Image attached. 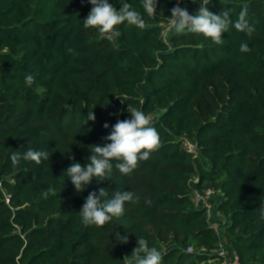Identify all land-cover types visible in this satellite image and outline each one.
Segmentation results:
<instances>
[{
	"label": "trees",
	"instance_id": "obj_1",
	"mask_svg": "<svg viewBox=\"0 0 264 264\" xmlns=\"http://www.w3.org/2000/svg\"><path fill=\"white\" fill-rule=\"evenodd\" d=\"M122 2L109 0L117 11ZM126 2L146 27L119 25L110 41L83 26L88 0H0V264H127L138 238L161 251V264H216L221 241L239 264H264V0L206 3L229 12L220 44L174 30L164 37L171 9L187 0H158L155 19L141 0ZM242 11L251 35L234 27ZM128 108L151 116L158 148L129 175L113 161L109 180L78 193L67 168L110 143ZM28 148L49 160L13 166L11 154ZM100 188L104 199L131 191L135 202L103 227L85 226L79 212ZM195 189L218 191L219 233L191 200Z\"/></svg>",
	"mask_w": 264,
	"mask_h": 264
},
{
	"label": "clouds",
	"instance_id": "obj_2",
	"mask_svg": "<svg viewBox=\"0 0 264 264\" xmlns=\"http://www.w3.org/2000/svg\"><path fill=\"white\" fill-rule=\"evenodd\" d=\"M92 5L89 14L83 20L85 28H94L110 41L120 35L117 31L119 25L127 23L138 28H145L146 21L143 15L135 10L126 0L117 9L109 3V0H88ZM158 0H141L144 12L149 18H156V8ZM246 11H242L240 18L235 22L234 27L239 31H244L251 35L254 29L247 23ZM170 23L177 34L197 33L205 38L211 39L214 43H222V33L227 32L229 24V12L222 11L220 14H213L202 0V5L196 15H191L185 8H181L179 3L171 9ZM242 51H250L247 44L241 45ZM25 84L31 86L34 77L27 75ZM131 119L118 120L112 126L111 133L105 137L110 143L103 145H93L88 163L82 165L73 162L66 170V173L75 190L83 192L92 183L93 178L104 181L109 180L113 171V161H116L115 168L124 175L131 174L140 161L147 160L150 154L159 146V134L152 126V118L142 110L128 108ZM87 120L95 121L93 112H88ZM108 128L107 123L104 124ZM47 151H37L28 148L21 153L15 151L11 154L12 165L16 166L21 159L32 161L36 164L42 160H49ZM46 196L47 193H44ZM107 196L105 188H100L97 194L92 191L85 198L82 210L79 212L81 221L85 226L103 227L113 218L119 219L124 214L126 202H135V194L131 191H117L111 199H104ZM119 243H127V236L116 234ZM162 253L156 247H149L148 241L138 238L137 246L134 248L131 259L127 264H161Z\"/></svg>",
	"mask_w": 264,
	"mask_h": 264
},
{
	"label": "built area",
	"instance_id": "obj_3",
	"mask_svg": "<svg viewBox=\"0 0 264 264\" xmlns=\"http://www.w3.org/2000/svg\"><path fill=\"white\" fill-rule=\"evenodd\" d=\"M187 1H201L202 0H187ZM211 0H204V3H208ZM181 8H183V3L181 2L179 4ZM174 29L172 28V25L170 22L163 24V32L165 38L168 37L170 33H173ZM183 147L185 150L190 152L191 154H194L195 157H198L199 148L198 146L190 141L189 139H183ZM194 182H198V179L195 178ZM218 194V191L214 189H204L202 191L195 189L192 193L191 200L194 202L196 206L203 207L207 209L208 218L210 219L211 227L217 232H220L221 224L223 223V216H221L220 212L215 209V206L212 202V198L216 197ZM195 250L193 248H189L188 252H194ZM204 251V250H203ZM218 253L222 259L218 261L216 264H239L240 263V256L235 250L229 251L225 241H221L219 243V249Z\"/></svg>",
	"mask_w": 264,
	"mask_h": 264
},
{
	"label": "crops",
	"instance_id": "obj_4",
	"mask_svg": "<svg viewBox=\"0 0 264 264\" xmlns=\"http://www.w3.org/2000/svg\"><path fill=\"white\" fill-rule=\"evenodd\" d=\"M201 7V1H189V2H185L183 8H185L189 14H196L195 12L197 10H199V8ZM214 198V197H213ZM212 198V201H213ZM226 246L228 248L229 251H231V248L229 247V245L226 243Z\"/></svg>",
	"mask_w": 264,
	"mask_h": 264
},
{
	"label": "rangeland",
	"instance_id": "obj_5",
	"mask_svg": "<svg viewBox=\"0 0 264 264\" xmlns=\"http://www.w3.org/2000/svg\"><path fill=\"white\" fill-rule=\"evenodd\" d=\"M198 11H199V10H197L195 13L197 14ZM196 14H193V13H192L191 15H196ZM212 202H213L214 206H216V204L219 202V196L216 195V197L213 198V201H212Z\"/></svg>",
	"mask_w": 264,
	"mask_h": 264
}]
</instances>
